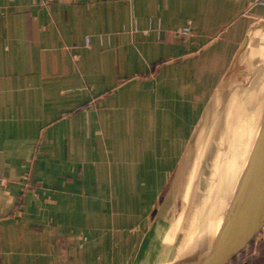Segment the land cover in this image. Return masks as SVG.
Returning a JSON list of instances; mask_svg holds the SVG:
<instances>
[{
  "label": "crops",
  "instance_id": "crops-1",
  "mask_svg": "<svg viewBox=\"0 0 264 264\" xmlns=\"http://www.w3.org/2000/svg\"><path fill=\"white\" fill-rule=\"evenodd\" d=\"M259 1L0 0V264L177 263L168 201Z\"/></svg>",
  "mask_w": 264,
  "mask_h": 264
},
{
  "label": "rangeland",
  "instance_id": "rangeland-1",
  "mask_svg": "<svg viewBox=\"0 0 264 264\" xmlns=\"http://www.w3.org/2000/svg\"><path fill=\"white\" fill-rule=\"evenodd\" d=\"M252 43L251 54L238 63L239 80L220 94L193 138L185 179L180 173L184 181L168 201L181 247L208 244L246 162L250 130L264 104V37Z\"/></svg>",
  "mask_w": 264,
  "mask_h": 264
},
{
  "label": "water",
  "instance_id": "water-1",
  "mask_svg": "<svg viewBox=\"0 0 264 264\" xmlns=\"http://www.w3.org/2000/svg\"><path fill=\"white\" fill-rule=\"evenodd\" d=\"M260 26H264V20L254 24V27ZM248 42L247 35L232 67L237 64ZM223 215L220 229L214 231L205 247L179 245V249L172 253L178 257L176 264H229L264 231V107L246 165Z\"/></svg>",
  "mask_w": 264,
  "mask_h": 264
},
{
  "label": "bare ground",
  "instance_id": "bare-ground-1",
  "mask_svg": "<svg viewBox=\"0 0 264 264\" xmlns=\"http://www.w3.org/2000/svg\"><path fill=\"white\" fill-rule=\"evenodd\" d=\"M263 107H264V104H263V106H261V108H260V111H259V114H258V116L256 117V121H255V124L253 125V127L251 128V130H250V136H249V143H248V147L247 148H249L248 150H250V147H251V144H252V140H253V138H254V135H255V133H256V131L258 130V121H259V119H260V116H261V112H262V109H263ZM248 153H249V151H248ZM247 153V154H248ZM233 155V154H232ZM232 157V156H231ZM246 162H247V159H246ZM246 162H245V164H244V166H243V168H242V171H241V173H240V176H241V174H242V172H243V170H244V167H245V165H246ZM240 176L238 177V180H237V185H238V182H239V179H240ZM220 211V210H219ZM219 214V213H218ZM219 216V215H218ZM215 217V216H214ZM223 217H224V215H222L220 218H219V220H218V222L216 223V227H215V230L217 231V229H218V227H219V225H220V223H221V221H222V219H223ZM159 225V224H158ZM160 231V230H159ZM164 232V231H163ZM163 234V233H162ZM179 235H180V233H179ZM182 236V235H181ZM180 239H181V237H180ZM159 240H160V238H159ZM167 240V239H166ZM158 241V240H157ZM160 245V244H159ZM171 250H172V248H171ZM164 254V253H163ZM160 257V256H159ZM157 259H159V258H157ZM163 259V258H162ZM147 260H148V258H147ZM165 260V259H164ZM139 261V260H138ZM141 261V260H140Z\"/></svg>",
  "mask_w": 264,
  "mask_h": 264
},
{
  "label": "built area",
  "instance_id": "built-area-1",
  "mask_svg": "<svg viewBox=\"0 0 264 264\" xmlns=\"http://www.w3.org/2000/svg\"><path fill=\"white\" fill-rule=\"evenodd\" d=\"M259 2L264 4V0H260Z\"/></svg>",
  "mask_w": 264,
  "mask_h": 264
}]
</instances>
